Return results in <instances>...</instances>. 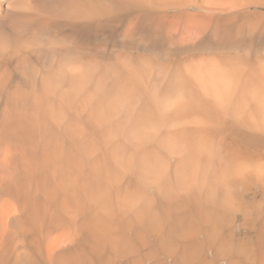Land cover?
<instances>
[{
    "label": "bare ground",
    "instance_id": "obj_1",
    "mask_svg": "<svg viewBox=\"0 0 264 264\" xmlns=\"http://www.w3.org/2000/svg\"><path fill=\"white\" fill-rule=\"evenodd\" d=\"M0 264H264V0H0Z\"/></svg>",
    "mask_w": 264,
    "mask_h": 264
}]
</instances>
